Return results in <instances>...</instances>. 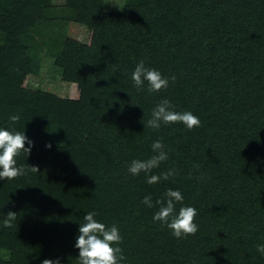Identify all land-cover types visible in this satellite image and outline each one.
Returning <instances> with one entry per match:
<instances>
[{
  "label": "trees",
  "instance_id": "obj_1",
  "mask_svg": "<svg viewBox=\"0 0 264 264\" xmlns=\"http://www.w3.org/2000/svg\"><path fill=\"white\" fill-rule=\"evenodd\" d=\"M105 2L0 0V129L32 142L16 157L26 174L0 179V264H80L89 212L118 228L121 264H264V0H123L117 11ZM71 22L95 32L91 46L68 34ZM38 52L53 56L51 77L81 85L78 98L21 86L23 73L40 74ZM141 60L175 82L138 89ZM162 99L202 126L149 128ZM157 140L168 159L130 174ZM170 169L179 174L147 183ZM169 189L183 196L176 214L197 210L195 235L177 239L153 221Z\"/></svg>",
  "mask_w": 264,
  "mask_h": 264
},
{
  "label": "clouds",
  "instance_id": "obj_2",
  "mask_svg": "<svg viewBox=\"0 0 264 264\" xmlns=\"http://www.w3.org/2000/svg\"><path fill=\"white\" fill-rule=\"evenodd\" d=\"M131 79L134 85L141 89L145 81L149 85L150 92H160L167 89L169 82H175V75L171 77H163L161 73L155 69L146 68L144 61L141 60L132 72ZM173 105L168 99H162L152 110L151 118L147 121V126L151 129L158 130L161 124L182 123L188 130L201 127V121L191 112H176ZM10 121L17 123L20 120L19 115L9 117ZM29 147L25 148V144ZM32 142L27 140L24 132H13L0 129V179L12 180L21 175L26 174V167H17L16 157L24 152L26 154L31 151ZM51 147V145H46ZM165 145L161 140H157L152 144V150L156 153L150 159L133 160L128 167V172L133 176L139 175L141 172L145 174L151 172L152 169L159 167L160 163L168 159V154L164 151ZM30 167L31 171L38 173V168ZM198 168V166H197ZM178 170L170 169L161 175H151L147 179V183L156 184L161 179L168 180L173 175H178ZM202 179V177H200ZM166 202L157 200L156 205H160L153 216L154 222H160L166 225L173 237L184 239L189 235H195L198 231V225L194 223L197 216V210L194 207H181L178 214L175 213L177 203L183 202V196L179 190L169 189L165 193ZM147 207L152 208L150 196H145L143 201ZM96 212H89L84 215V223L80 224L79 236L75 247L79 249L80 264H121L126 257L122 254V248L118 247L122 243L118 228L113 225L107 227L104 223L98 222ZM16 218V213L9 212L7 219L4 221L6 226H11V222ZM257 251L264 254V245H258ZM41 264H60L59 260L45 259Z\"/></svg>",
  "mask_w": 264,
  "mask_h": 264
},
{
  "label": "rangeland",
  "instance_id": "obj_3",
  "mask_svg": "<svg viewBox=\"0 0 264 264\" xmlns=\"http://www.w3.org/2000/svg\"><path fill=\"white\" fill-rule=\"evenodd\" d=\"M56 4L63 3V0H53ZM123 5V0H106L105 8L108 11H117ZM68 34L88 45H92L95 38V32L87 29L81 24L71 22L68 26ZM35 59L41 64L39 75L23 73L20 78L21 86L29 89H36L38 86H44L46 89L56 91L63 98H78L81 85L74 82L61 81L58 78L51 77V65L53 56L44 52H38ZM55 76V75H54ZM1 228V225H0Z\"/></svg>",
  "mask_w": 264,
  "mask_h": 264
}]
</instances>
